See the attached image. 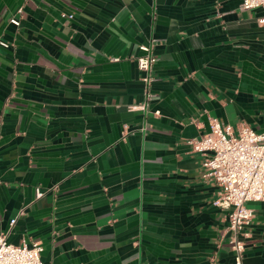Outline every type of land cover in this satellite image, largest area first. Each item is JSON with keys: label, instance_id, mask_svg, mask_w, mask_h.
Wrapping results in <instances>:
<instances>
[{"label": "crops", "instance_id": "0c3cea01", "mask_svg": "<svg viewBox=\"0 0 264 264\" xmlns=\"http://www.w3.org/2000/svg\"><path fill=\"white\" fill-rule=\"evenodd\" d=\"M262 15L242 0H0V233L40 241L43 264H234L188 140L212 118L264 131ZM247 204L243 264H264V201Z\"/></svg>", "mask_w": 264, "mask_h": 264}, {"label": "built area", "instance_id": "2783aa9c", "mask_svg": "<svg viewBox=\"0 0 264 264\" xmlns=\"http://www.w3.org/2000/svg\"><path fill=\"white\" fill-rule=\"evenodd\" d=\"M242 8L264 10V0H242ZM73 18V14H63ZM11 23L20 25L18 18ZM264 26V15L257 18ZM0 45L8 46L0 41ZM145 53L137 57L140 70L145 72L143 81L148 89L152 81V68L156 61L150 45L142 44ZM134 108L145 109L142 104ZM159 114V111L155 112ZM192 149L204 154L203 177L214 180L220 187L214 205L227 212L228 228L231 230V244L235 253L234 264H243L246 250L247 227L254 218V212L247 206L251 201H264V131L257 132L243 124L236 131L231 124H223L217 118L211 119V131L200 138L188 140ZM44 195L36 188V197ZM16 218L11 220L13 225ZM40 241L23 242L20 245L10 243L7 234L0 233V264H43Z\"/></svg>", "mask_w": 264, "mask_h": 264}, {"label": "rangeland", "instance_id": "374dc122", "mask_svg": "<svg viewBox=\"0 0 264 264\" xmlns=\"http://www.w3.org/2000/svg\"><path fill=\"white\" fill-rule=\"evenodd\" d=\"M248 205V204H247Z\"/></svg>", "mask_w": 264, "mask_h": 264}]
</instances>
